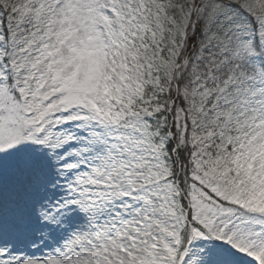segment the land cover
Segmentation results:
<instances>
[{"label": "snow or ice", "instance_id": "obj_1", "mask_svg": "<svg viewBox=\"0 0 264 264\" xmlns=\"http://www.w3.org/2000/svg\"><path fill=\"white\" fill-rule=\"evenodd\" d=\"M0 264H264V0H0Z\"/></svg>", "mask_w": 264, "mask_h": 264}]
</instances>
